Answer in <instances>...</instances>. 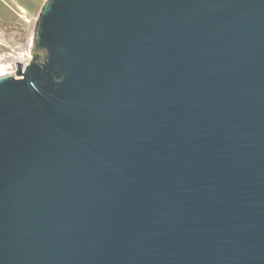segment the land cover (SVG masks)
<instances>
[{"label":"water","instance_id":"obj_1","mask_svg":"<svg viewBox=\"0 0 264 264\" xmlns=\"http://www.w3.org/2000/svg\"><path fill=\"white\" fill-rule=\"evenodd\" d=\"M32 54L0 264H264V0H47Z\"/></svg>","mask_w":264,"mask_h":264},{"label":"rangeland","instance_id":"obj_2","mask_svg":"<svg viewBox=\"0 0 264 264\" xmlns=\"http://www.w3.org/2000/svg\"><path fill=\"white\" fill-rule=\"evenodd\" d=\"M46 1L0 0V53L28 47ZM21 16H26V20Z\"/></svg>","mask_w":264,"mask_h":264},{"label":"built area","instance_id":"obj_3","mask_svg":"<svg viewBox=\"0 0 264 264\" xmlns=\"http://www.w3.org/2000/svg\"><path fill=\"white\" fill-rule=\"evenodd\" d=\"M21 18L26 20V16H21ZM27 22L29 21L27 20ZM32 48L33 40L27 48L13 49L9 52L0 53V77L10 74L17 75V63L23 65L22 70L25 71L33 60Z\"/></svg>","mask_w":264,"mask_h":264}]
</instances>
